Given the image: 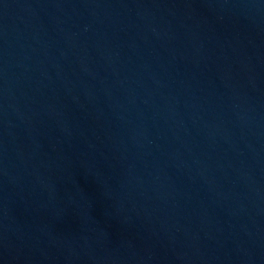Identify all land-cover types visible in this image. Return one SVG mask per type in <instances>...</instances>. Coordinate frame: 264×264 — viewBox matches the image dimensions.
<instances>
[{
  "label": "water",
  "instance_id": "obj_1",
  "mask_svg": "<svg viewBox=\"0 0 264 264\" xmlns=\"http://www.w3.org/2000/svg\"><path fill=\"white\" fill-rule=\"evenodd\" d=\"M0 264H264V0H0Z\"/></svg>",
  "mask_w": 264,
  "mask_h": 264
}]
</instances>
